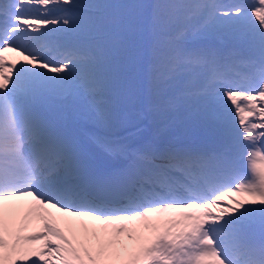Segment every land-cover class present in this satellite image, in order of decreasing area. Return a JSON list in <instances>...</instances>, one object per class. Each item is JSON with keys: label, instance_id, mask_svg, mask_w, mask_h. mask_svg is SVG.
<instances>
[{"label": "snow or ice", "instance_id": "obj_1", "mask_svg": "<svg viewBox=\"0 0 264 264\" xmlns=\"http://www.w3.org/2000/svg\"><path fill=\"white\" fill-rule=\"evenodd\" d=\"M128 7L0 0V264H264V0L154 6L165 10L157 23L187 11L233 44L227 59L203 49L169 56L170 73L207 69L186 95L198 98L211 145L158 139L168 127L161 106L152 139L103 140L123 160L114 166L86 154L51 109L99 83L102 52L69 35L101 34L104 10ZM112 117L111 106L94 111L102 124ZM225 197L231 204L213 212Z\"/></svg>", "mask_w": 264, "mask_h": 264}, {"label": "rangeland", "instance_id": "obj_2", "mask_svg": "<svg viewBox=\"0 0 264 264\" xmlns=\"http://www.w3.org/2000/svg\"><path fill=\"white\" fill-rule=\"evenodd\" d=\"M138 1H143V0H138ZM216 2L219 3L220 1H219V0H216ZM192 19H193V21H195V20H201V19H203L204 21H207L206 18H204V17H202V16H199V15H192ZM122 21H123V20H122ZM122 21L119 22V23L122 25L121 28H120L119 30H121L122 27L124 26V23H123ZM127 25H132V24L128 23ZM134 26H136V25H134ZM136 27H137V26H136ZM117 28H118V26L115 27V29H117ZM182 33L187 34V33H190V31H189L188 29H183V32H182ZM94 53H95V52H94ZM6 55L9 57V60H10V61H11V60H14V59H19L20 61L22 60V58H21V57H17L15 53H11V52H9V53H6ZM21 62H22V61H21ZM168 66H169V65H168ZM127 69H128V68H127V66H126V70H127ZM183 70H184V71H183ZM187 71H188V70H186V69H184V68H180V69L174 71L173 74H177V75H179V74H181L182 72H186V74H187ZM197 72H198L201 76H204V75L206 76V75H207V69H201V70H198ZM156 74H163V73H162L161 70H158V71L156 72ZM202 82H203V81H202ZM202 82L198 83V86H199V87L201 86ZM101 88H102V87H101ZM99 89H100V85L97 84V86H96V88H95L94 91L97 92ZM82 94H83L85 97L88 96V95L85 94V93H82ZM56 107H57V106H55V107L52 109V111L56 112ZM229 110H231V111L234 112V109H233L232 107H230ZM250 119H254V118H250ZM172 122H173V121H172ZM169 124H170V123H169ZM238 130H241V129L238 128ZM103 140H104V139H102V140L99 142L100 145H103V144H102ZM105 140H108V139H105Z\"/></svg>", "mask_w": 264, "mask_h": 264}, {"label": "trees", "instance_id": "obj_3", "mask_svg": "<svg viewBox=\"0 0 264 264\" xmlns=\"http://www.w3.org/2000/svg\"><path fill=\"white\" fill-rule=\"evenodd\" d=\"M90 3H92L91 0H88ZM95 4H102V5H109L110 3H112L111 0H93ZM166 2H169L168 0H165ZM176 3H180L182 0H172ZM109 3V4H108ZM165 11V10H164ZM164 11L163 13H161V17H163L164 15ZM153 23L155 24V21H153ZM180 23L178 22H174L173 20L171 22H167V23H162L161 27L164 29L165 32H170V30L175 29ZM199 49V48H198ZM165 106H167V109H171L169 104H166Z\"/></svg>", "mask_w": 264, "mask_h": 264}, {"label": "bare ground", "instance_id": "obj_4", "mask_svg": "<svg viewBox=\"0 0 264 264\" xmlns=\"http://www.w3.org/2000/svg\"><path fill=\"white\" fill-rule=\"evenodd\" d=\"M226 200H224V202H225Z\"/></svg>", "mask_w": 264, "mask_h": 264}]
</instances>
